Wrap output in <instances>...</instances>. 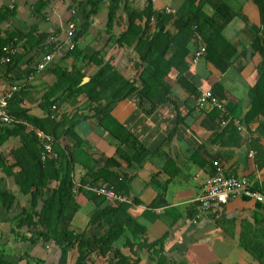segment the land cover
I'll return each mask as SVG.
<instances>
[{
    "label": "crops",
    "instance_id": "obj_1",
    "mask_svg": "<svg viewBox=\"0 0 264 264\" xmlns=\"http://www.w3.org/2000/svg\"><path fill=\"white\" fill-rule=\"evenodd\" d=\"M39 1L0 0V12L9 13L0 23L2 39L19 32L55 37L53 42L48 38L43 48H30L26 38H14L17 46L14 65L0 63V98L12 86H18L15 96L22 95L18 106L26 110L28 116L45 119L51 114L58 122L73 124L77 138L84 141V147L73 152L76 156L73 180L82 182L86 178L85 166L90 163L89 159L98 164L95 171L107 167L119 176L117 182L132 200L128 212L144 229L141 239L146 240L147 245L162 241V245L156 247L159 254L140 244L130 252L128 247H123L127 240L122 237L117 242L121 251L133 259L140 258L139 264H157L159 255L171 260L169 264H260L243 243L264 247V204L235 198L226 205L220 219H195L197 201L205 181L214 174L213 162L216 160L222 164L227 176L248 177L264 194V135L259 131L260 120L247 123L244 119L250 108L251 91L264 75V22L258 3L255 0H223L235 13L222 34L228 46L221 42L219 53L213 52L208 57L205 53L190 64L185 76L195 86L197 94H190L178 84V73L174 70L168 78L171 102L152 107L147 102L141 104L137 98L125 99L111 110L112 122L104 124L102 115H94L95 106L89 104L85 94L72 101L64 100L58 107L55 105V110L43 102V97L57 82L54 69L59 67L71 71L75 65L82 74L81 84L88 83L100 67L84 59L94 54L110 63L116 73L132 79L140 62L139 55L134 47L120 46L117 41L128 26L126 7L142 11L148 0H122L111 28L107 25L111 0H104L98 14L91 19L86 35L75 42L72 55H68L66 48L61 49L60 44L68 40L72 22L78 27L84 21L89 7L87 0H50L46 11L37 15L35 6ZM152 3L156 12L166 8L177 11L183 0H152ZM203 10L207 15H213L210 5H205ZM167 28L176 32L172 23ZM192 31L188 27L183 34L191 37ZM256 38L261 39V43L255 51L252 45ZM202 41L201 38L190 39V58ZM49 54L52 60L44 69L38 70V63ZM215 86L222 87L216 92L223 97L224 105L233 103L240 109L245 130L237 131V137L231 132L223 133V126L213 116L211 106L197 103L201 93L213 92ZM65 92V89L58 91L56 98ZM62 135H59L62 148L77 144L76 138ZM133 139L148 151L139 162H129L124 155L118 154L123 150L132 155L135 152ZM23 144L21 134H17L0 145V154L8 159V167L15 162L12 151L22 148ZM251 151L254 158L250 156ZM18 171L19 168L14 167L11 173ZM0 179L4 181V188L17 197V205L11 212L0 206V241L14 252L8 254L9 259L17 261L19 255L29 250L32 256L47 264L58 263L61 249L54 242L38 241L33 245L12 235V218L23 207H29L30 196L22 195L14 177L6 174L3 167H0ZM103 184L110 185L102 179L96 186ZM56 185L57 182H53L50 186ZM78 193L76 199L80 208L72 217L70 229L81 233L88 228L97 204L86 194ZM162 193L165 204L159 200ZM87 236L91 237V231ZM124 236L133 240L130 231ZM260 252L264 254V249ZM77 257L78 250L74 248L68 262L73 264ZM98 263L106 264L102 258Z\"/></svg>",
    "mask_w": 264,
    "mask_h": 264
},
{
    "label": "trees",
    "instance_id": "obj_2",
    "mask_svg": "<svg viewBox=\"0 0 264 264\" xmlns=\"http://www.w3.org/2000/svg\"><path fill=\"white\" fill-rule=\"evenodd\" d=\"M261 11V17L264 22V0H255ZM88 9L85 12L84 21L76 27L74 43L86 35L91 19L98 14L104 0H87ZM50 0H41L35 6V14L40 15L46 11ZM122 0H111L109 2L108 27L114 25L120 9ZM210 5L213 9V15L205 13L204 6ZM128 26L119 39L120 46L134 47L135 52L139 55L140 62L137 64L135 76L132 79L124 78L116 73L112 65L98 58L97 54L86 57L84 61L90 64L94 63L100 67L97 73L85 85L81 84L82 74L74 65L73 70L60 68L54 69L57 75V82L49 88L43 97V102L53 107L61 105L64 100H75L79 95L85 94L90 105H94V115H102L104 124L112 122L111 110L120 101L130 98L139 99L141 104L150 103L152 107L169 103L171 87L168 78L171 77L172 71L176 70L177 82L190 94H197L195 86L187 79L185 74L193 62L190 58V39L201 38L202 44L206 46L207 57L211 53L220 52L219 45L221 42L226 44L223 39L224 28L235 18L232 8L223 0H183L181 7L176 11L174 16H169L164 12H156L153 8L152 0H148L146 8L142 11L131 10L127 8ZM9 15L8 12H0V23ZM172 23L176 32L167 28ZM192 28L191 37L183 34L185 28ZM14 38L18 40L27 39L26 43L30 48H43L49 36L44 34L13 33L7 39L0 37V43H14ZM261 39L256 38L253 42V48ZM0 47L3 45L0 44ZM216 47V48H215ZM74 53L69 51L68 55ZM15 57L11 66L14 65ZM66 90L65 94L56 98L60 90ZM213 95L222 102L223 97L217 94L220 86L213 88ZM22 95L14 96L10 103V112L32 125L36 129L52 135L55 139L54 150L57 153L56 158L42 161V147L34 134L24 125L7 126L0 123V145L9 137L21 134L24 144L22 148L12 151L15 159L14 164L7 166V158L0 154V167L6 170V174L13 176L22 195L30 196L29 207H23L21 212L12 218L13 236L28 241L30 244H36L38 241L44 243L54 242L61 249V258L58 263L51 264H70L69 254L74 249L78 250V257L73 264H99L98 259L102 258L106 264H139L140 258L133 259L128 253L121 251L117 242L123 237L126 241L123 247H128L130 252L136 245L142 248L155 250L162 245V241L147 245L146 240L141 239L144 234L143 227L129 214L128 210L131 202L109 206L103 197L92 192H86L80 189L79 193L86 194L90 201L96 202L97 208L90 217L88 228L81 233H76L70 229V222L80 206L76 199L73 184V171L76 163V156L73 153L76 148H83L84 141L77 138L74 132L73 124H68L69 128L65 129L67 122L53 118L51 114L45 119L30 117L26 110L21 109L18 104L21 103ZM250 108L245 114L247 123L260 120L259 131L264 135V75L260 76L257 84L250 94ZM72 99V100H71ZM175 102V101H173ZM44 106V108L46 107ZM43 106V103H42ZM226 109L232 118L240 117V109L237 104H225ZM213 116L221 122L225 117L222 112L213 108ZM63 129V130H62ZM223 133H233L237 137L238 130L232 119H227L223 126ZM62 136H72L78 140L77 144L70 147H61L59 139ZM60 135V136H59ZM129 143V142H124ZM135 152L131 155L119 150L118 154L124 155L129 162H139L148 153L145 147L131 141ZM86 165V178L83 183L97 184L100 180L113 185L115 189L126 195L119 185V176L106 168L95 171L98 165L92 159ZM111 163V162H110ZM14 167H18L17 173H11ZM57 182L55 187L50 185ZM46 190V192H45ZM78 193V194H79ZM160 203L165 204L164 193L159 195ZM158 200V201H159ZM157 204V203H156ZM260 204V203H258ZM17 205V197L9 190L4 188V181L0 179V206L7 212H11ZM155 205V204H154ZM91 231V237L88 232ZM130 231L133 240L127 239L125 233ZM30 236L26 237L25 234ZM255 260L264 264V254L260 251L263 248L256 244L249 245L243 243ZM157 256V255H156ZM17 261L10 260L5 250V245L0 241V264H47L44 260L31 255L27 250L23 255H19ZM157 264H169L163 255L156 257ZM175 264V263H172Z\"/></svg>",
    "mask_w": 264,
    "mask_h": 264
},
{
    "label": "built area",
    "instance_id": "obj_3",
    "mask_svg": "<svg viewBox=\"0 0 264 264\" xmlns=\"http://www.w3.org/2000/svg\"><path fill=\"white\" fill-rule=\"evenodd\" d=\"M163 12L170 16H174L176 14V11L171 8H166ZM76 27L75 22H72L69 25L68 40L63 44H60L61 49L66 48L68 51L74 50L75 43L73 38L75 37ZM49 40L53 42L55 41V37H50ZM205 53L206 46L201 44L193 55V62H197L205 55ZM16 54L17 46L15 43L0 47V63H12ZM51 60L52 55H46L44 57V61L38 63V70L44 69L47 63ZM18 90L19 87L14 85L0 98V123L7 126H26L29 131L34 132L42 147V161L44 162L47 159L56 158L57 153L54 150V137L43 130L34 128L27 121L14 116L10 112V103ZM197 103L199 105H208L212 108L219 109L225 117L220 122L222 126H225L227 119H232L239 132H243L245 130L242 121L238 118H232L225 105L213 95L212 91L208 90L201 93L197 97ZM52 108L55 110L57 107L53 105ZM250 156L254 158V152L251 151ZM213 166L215 168L214 174L205 181L203 193L197 201L198 213L195 218L196 220L198 218H211L215 220L220 219L225 213L226 205L235 198H243L264 204V194L254 187L253 181L248 177L227 176L224 172L222 164L217 160L213 162ZM73 183L75 193L80 191V189L95 193L98 196L103 197L109 206H116L117 204L131 202L128 196L118 192L114 186L111 185L103 184L96 186L91 183L83 184L82 182L75 180H73Z\"/></svg>",
    "mask_w": 264,
    "mask_h": 264
},
{
    "label": "rangeland",
    "instance_id": "obj_4",
    "mask_svg": "<svg viewBox=\"0 0 264 264\" xmlns=\"http://www.w3.org/2000/svg\"><path fill=\"white\" fill-rule=\"evenodd\" d=\"M5 250L8 254H14V252H12V250H10V247L8 245H5ZM14 257V256H13ZM58 258H56V261H57Z\"/></svg>",
    "mask_w": 264,
    "mask_h": 264
}]
</instances>
